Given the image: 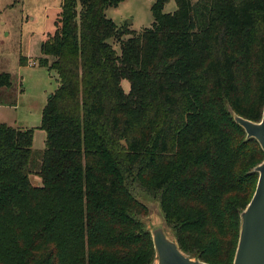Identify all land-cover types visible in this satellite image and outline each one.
<instances>
[{"label": "trees", "instance_id": "obj_1", "mask_svg": "<svg viewBox=\"0 0 264 264\" xmlns=\"http://www.w3.org/2000/svg\"><path fill=\"white\" fill-rule=\"evenodd\" d=\"M123 1L62 0L37 61L58 82L44 150L0 123V264H153L138 188L184 255L233 264L264 160L234 120L262 118L264 0H151L139 32L106 17Z\"/></svg>", "mask_w": 264, "mask_h": 264}, {"label": "rangeland", "instance_id": "obj_2", "mask_svg": "<svg viewBox=\"0 0 264 264\" xmlns=\"http://www.w3.org/2000/svg\"><path fill=\"white\" fill-rule=\"evenodd\" d=\"M61 2L62 0H0V73H8L12 83L11 89H0V123L12 128L33 130L34 150L45 148V132L40 129L42 112L49 96L58 86L56 73L39 67L37 61L43 57L42 43L54 31ZM152 4L151 0H124L117 7L108 8L105 15L117 27H128L139 32L149 28L153 22ZM175 11V1L168 0L162 12L168 14ZM127 38L125 36L123 40ZM109 43L119 55L118 42L111 40ZM47 58L52 62V58ZM20 61L24 64H20ZM121 86L128 92L127 81H122ZM254 169L250 172H254ZM31 182L36 186L40 185L37 177L31 176ZM138 190L135 196L147 211L140 219L150 238L152 227L159 225L176 242L174 230L165 221L158 196L140 188Z\"/></svg>", "mask_w": 264, "mask_h": 264}, {"label": "water", "instance_id": "obj_3", "mask_svg": "<svg viewBox=\"0 0 264 264\" xmlns=\"http://www.w3.org/2000/svg\"><path fill=\"white\" fill-rule=\"evenodd\" d=\"M234 120L244 129L246 137L255 139L264 152V110L258 123L238 116ZM254 172L258 174L256 189L240 215L241 225L233 264H264V160ZM150 233L155 264H207L184 255L162 226H153Z\"/></svg>", "mask_w": 264, "mask_h": 264}, {"label": "crops", "instance_id": "obj_4", "mask_svg": "<svg viewBox=\"0 0 264 264\" xmlns=\"http://www.w3.org/2000/svg\"><path fill=\"white\" fill-rule=\"evenodd\" d=\"M61 6V5H60Z\"/></svg>", "mask_w": 264, "mask_h": 264}]
</instances>
